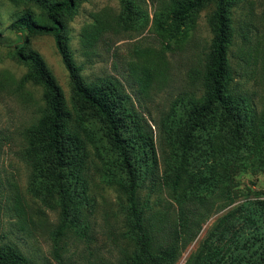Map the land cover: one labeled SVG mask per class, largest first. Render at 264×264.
Returning a JSON list of instances; mask_svg holds the SVG:
<instances>
[{
  "label": "rangeland",
  "instance_id": "1",
  "mask_svg": "<svg viewBox=\"0 0 264 264\" xmlns=\"http://www.w3.org/2000/svg\"><path fill=\"white\" fill-rule=\"evenodd\" d=\"M128 1L132 8L130 21L126 20L121 0H78L77 12L68 24L70 48L87 81H118L127 93L126 106L140 114L152 134L157 158L153 171L151 166L142 169L140 194L154 208H167L171 221L177 222L176 202L168 186L173 158L181 152L174 131L179 128L189 97L202 91L200 78L212 37L209 16L215 7L209 3L178 28L172 19V0ZM232 6L233 38L228 58L234 73L233 89L254 108L256 121L253 133H246L248 143L238 154L242 167L232 170L228 181L234 200L203 223L176 264H185L229 208L246 197L262 196L264 190V168L258 166L257 158L258 152L264 154L258 150V137H264V0H237ZM26 9L41 13L34 5L0 0V243L16 246L35 264H117L108 234L124 217L125 199L119 195L117 185L123 172L106 149L98 126L92 130L97 147L88 145L90 201L83 207L90 225L88 236L76 239L69 233L65 237L63 263L52 253L58 209L33 191V186L40 185L26 152V130L41 114L42 87L21 81L28 68L17 59L15 51L27 30L10 28ZM29 45L47 62L71 107L69 73L53 36H31ZM202 158V170L208 175L213 168L227 163L226 155L212 154L209 149Z\"/></svg>",
  "mask_w": 264,
  "mask_h": 264
},
{
  "label": "trees",
  "instance_id": "2",
  "mask_svg": "<svg viewBox=\"0 0 264 264\" xmlns=\"http://www.w3.org/2000/svg\"><path fill=\"white\" fill-rule=\"evenodd\" d=\"M7 1L34 5L41 10L37 14L26 9L10 28L27 30L15 51L17 59L28 68L21 81L42 87L41 114L26 130V152L34 166V179L44 189L33 186V191L43 202L58 209L59 223L52 231L54 257L63 263L61 253L67 251L64 239L69 233L76 239L88 236L90 225L83 209L90 201L88 145L97 147L92 130L98 126L106 149L123 172L117 185L119 195L125 199L124 217L108 234L117 264H176L203 223L234 200L228 181L231 171L242 167L238 154L242 145L248 143L246 133L254 130V108L233 89L234 73L228 58L233 38L232 5L237 0H172V19L178 28L209 3L215 7L209 16L212 37L200 78L202 91L189 97L179 128L174 131L181 152L173 158V176L168 186L176 202L177 222L171 221L167 208H154L140 194L142 169L151 166L154 170L156 149L140 114L126 106L127 93L118 81H87L82 66L73 57L68 24L77 12L78 0ZM121 2L126 20L130 21V2ZM43 34L53 36L57 53L68 70L71 107L47 62L29 45L31 36ZM258 140V150L264 153V137ZM208 149L227 158V163L213 168L211 175L201 166ZM257 158L258 166L264 168V154L258 152ZM261 195L246 197L229 208L184 263L264 264V190ZM222 200L225 202L220 205ZM0 264L35 262L16 246L0 243Z\"/></svg>",
  "mask_w": 264,
  "mask_h": 264
}]
</instances>
